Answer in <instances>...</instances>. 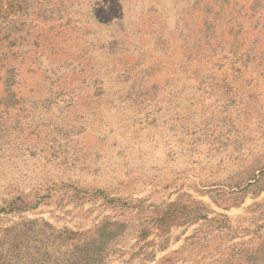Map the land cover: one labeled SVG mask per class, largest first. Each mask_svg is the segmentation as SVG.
Masks as SVG:
<instances>
[{"label": "rangeland", "instance_id": "1", "mask_svg": "<svg viewBox=\"0 0 264 264\" xmlns=\"http://www.w3.org/2000/svg\"><path fill=\"white\" fill-rule=\"evenodd\" d=\"M0 264H264V0H0Z\"/></svg>", "mask_w": 264, "mask_h": 264}]
</instances>
